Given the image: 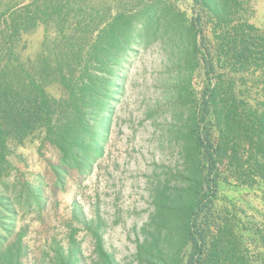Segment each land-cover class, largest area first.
Returning a JSON list of instances; mask_svg holds the SVG:
<instances>
[{"label": "rangeland", "instance_id": "rangeland-1", "mask_svg": "<svg viewBox=\"0 0 264 264\" xmlns=\"http://www.w3.org/2000/svg\"><path fill=\"white\" fill-rule=\"evenodd\" d=\"M61 5L79 13L65 26L74 21L94 26L95 19L120 11L132 14L131 30L125 47L109 55L101 99L93 114L86 113L90 123L82 150L65 161L39 129L14 146L10 184L0 188V254L19 237L20 264H186L188 213L206 190L207 163L196 139L208 80L200 52L207 48L215 66L210 76L218 82L223 120L219 130L210 115L207 126L217 141L219 131L231 127L225 128L228 109L248 114L249 104L260 100L261 71L246 70L232 52L241 35L252 44L264 42V0H233L222 20L194 0H61ZM20 7L44 4L0 0V10ZM55 31L48 23L24 34L23 57L41 52ZM218 45L231 51L223 53ZM45 90L53 98L63 94L54 81ZM232 132L216 167L215 196L198 214V225L211 232L215 225L224 227L222 238L234 256L264 264V181L250 176V149L237 145ZM164 209L171 226L159 224ZM0 264L6 263L0 258Z\"/></svg>", "mask_w": 264, "mask_h": 264}, {"label": "trees", "instance_id": "trees-1", "mask_svg": "<svg viewBox=\"0 0 264 264\" xmlns=\"http://www.w3.org/2000/svg\"><path fill=\"white\" fill-rule=\"evenodd\" d=\"M40 1L44 7L0 10V188L4 190H8L10 184L8 178L13 166L9 158L14 146L21 144L35 130L42 131L43 140L57 148L65 161L83 149L87 139L86 128L90 123L86 113L93 114L94 105L101 99V91L105 87L104 72L109 69V55L113 52L112 49L116 52L125 47L131 30L132 14L120 11L105 20L97 21L94 18V26L80 25L81 21L65 26L79 13L73 8H64L61 0ZM194 2L213 11L217 20L224 19L229 10L227 8H232L233 4V0ZM198 20V15L193 16L192 26L197 33L200 32ZM48 23L56 30L55 37L47 39L50 44L44 41L41 52L33 58H24L21 53L23 35L39 24ZM87 34L90 35V40H87ZM227 37L230 41V35ZM238 41V49L235 48L236 52H232V57L246 70L253 68L254 72L261 71L260 100L254 107L249 104L248 114L228 109L227 114L231 120L225 123V128L231 127L225 132L219 131L217 141H214L207 119L212 115L215 126L220 130L219 123L223 116L219 110V87L217 81L211 80L210 74L215 66L206 54L209 53L208 49L200 52L208 80L201 96L198 118L200 124H197L196 139L207 163L206 190L188 213L185 239L191 248L186 264H245L246 260V256L232 254L227 241L222 238L226 236L224 227L215 225L214 232H211V229L200 227L197 220L198 214L209 207L215 196L218 176L216 167L228 152L226 135H230V132L237 134V145L250 149L246 156L250 176L264 181V42L252 44L246 41L244 35ZM224 47L225 50L222 45H218L223 53L231 51L230 46ZM53 81L63 88V94L59 98L49 96L45 90V86ZM229 91L235 97L234 90L230 88ZM87 107H90L89 110ZM1 199L2 197L0 201ZM160 213L161 226H171L174 223L166 209ZM16 238L0 254L6 264H20L18 256L21 243L19 237ZM261 240L264 245V231ZM142 246L138 245V259L142 254ZM97 250L99 256L105 255L100 243H97Z\"/></svg>", "mask_w": 264, "mask_h": 264}]
</instances>
